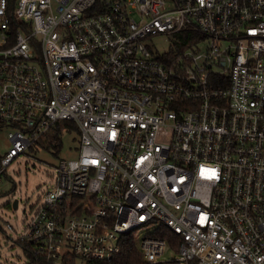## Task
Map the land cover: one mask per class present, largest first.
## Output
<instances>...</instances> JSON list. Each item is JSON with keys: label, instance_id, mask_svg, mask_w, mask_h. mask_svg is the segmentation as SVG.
<instances>
[{"label": "built area", "instance_id": "obj_1", "mask_svg": "<svg viewBox=\"0 0 264 264\" xmlns=\"http://www.w3.org/2000/svg\"><path fill=\"white\" fill-rule=\"evenodd\" d=\"M62 122L20 264H264V0H0V183Z\"/></svg>", "mask_w": 264, "mask_h": 264}, {"label": "rangeland", "instance_id": "obj_2", "mask_svg": "<svg viewBox=\"0 0 264 264\" xmlns=\"http://www.w3.org/2000/svg\"><path fill=\"white\" fill-rule=\"evenodd\" d=\"M152 43L160 53L170 49L167 35L154 36ZM56 127L48 136L56 135ZM59 127L61 128L59 149L54 145L47 148L49 138L48 136L42 138L8 166V178L0 183V261L3 263L20 264L26 261L22 246L14 241L15 232L6 229V222L14 229H20L30 222L34 212L42 205L45 192L55 182L56 167L60 160L78 155L80 146L78 127L72 122H62ZM1 139L0 151L5 152L7 142L4 137ZM16 198L19 199L18 208L12 206Z\"/></svg>", "mask_w": 264, "mask_h": 264}, {"label": "trees", "instance_id": "obj_3", "mask_svg": "<svg viewBox=\"0 0 264 264\" xmlns=\"http://www.w3.org/2000/svg\"><path fill=\"white\" fill-rule=\"evenodd\" d=\"M182 48L186 47V44H183ZM48 142L46 147L49 148L54 145L56 148L59 149L61 146L59 140V133L53 136H48ZM57 142L55 143V141ZM123 247L120 253L115 255L111 260H90L87 264H141V256L137 249L134 248V237L133 235L125 236L123 239Z\"/></svg>", "mask_w": 264, "mask_h": 264}, {"label": "water", "instance_id": "obj_4", "mask_svg": "<svg viewBox=\"0 0 264 264\" xmlns=\"http://www.w3.org/2000/svg\"><path fill=\"white\" fill-rule=\"evenodd\" d=\"M13 207L14 208H17V206H18V199H15L14 201H13Z\"/></svg>", "mask_w": 264, "mask_h": 264}]
</instances>
